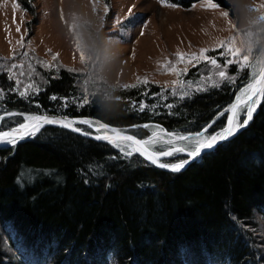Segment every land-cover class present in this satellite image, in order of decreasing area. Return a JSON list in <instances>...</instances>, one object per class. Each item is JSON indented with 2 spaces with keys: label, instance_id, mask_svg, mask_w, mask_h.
<instances>
[{
  "label": "trees",
  "instance_id": "obj_1",
  "mask_svg": "<svg viewBox=\"0 0 264 264\" xmlns=\"http://www.w3.org/2000/svg\"><path fill=\"white\" fill-rule=\"evenodd\" d=\"M17 1L37 24L36 0ZM170 1L187 9L202 0ZM215 1L229 7L228 0ZM237 31L254 43L243 53L250 66L225 64L231 57L222 55V47L209 50L208 57L234 79L217 81L218 70L205 61L187 64L179 80L203 90H190L182 100L171 95L175 86L159 81L170 72L164 67L154 72L159 79L138 74L148 83L135 87L109 85L96 73L91 90L84 80L95 69L92 62L86 68L65 65L58 56L53 60V52L49 58L25 46L11 56L0 53V115L20 114L6 116L0 132L29 114L92 119L140 138L149 136L145 125L179 135L216 134L227 125L223 111L253 81L252 64L264 55V20ZM29 62L40 91L21 97L9 91L14 81L8 68L24 63L26 71ZM185 66L176 64L177 70ZM62 98L75 102L65 106ZM141 103L149 107L140 111ZM89 163L103 165L101 174L88 173ZM23 174L32 178L21 180ZM257 220L264 222V96L246 127L177 172L136 153L126 159L107 142L55 126L14 147L0 145V264H264Z\"/></svg>",
  "mask_w": 264,
  "mask_h": 264
},
{
  "label": "rangeland",
  "instance_id": "obj_2",
  "mask_svg": "<svg viewBox=\"0 0 264 264\" xmlns=\"http://www.w3.org/2000/svg\"><path fill=\"white\" fill-rule=\"evenodd\" d=\"M165 2L174 6H164L161 0H36L38 22L34 24V17L17 0H0V53L11 56L14 50L25 46L49 58L52 52L58 54L65 65L86 68L92 62L93 65H90L95 69L90 75H85L84 80L91 90L95 88L92 81L97 76L112 86L135 84L138 74L143 73L160 78L154 72L166 63L162 59L159 63V56L170 55L174 64V54L199 55L201 49L220 48L219 43L224 41L250 61L249 53L247 56L243 53L252 50L254 43L251 37L241 36L236 31L264 20V0H228L229 7L211 0L217 5L214 9L208 6L207 0L187 9L170 0ZM14 4L18 5L15 10ZM101 49L107 54H101ZM81 51L84 53L83 60ZM263 65L264 55L252 64L251 83L255 82ZM177 80L178 76L171 71L159 79L164 86L175 87ZM261 100L262 97L254 112ZM227 110L223 113H228ZM244 119L242 111L241 123ZM145 126L149 136L142 139L152 138L154 131L159 134V129H162L157 125ZM76 127L92 131L86 125L78 124ZM164 134V138L172 139L181 136L165 130ZM197 134L210 136L205 131ZM174 143L186 147L189 142L174 140ZM176 155L161 162L174 164L188 160L186 156ZM259 223L264 231V222Z\"/></svg>",
  "mask_w": 264,
  "mask_h": 264
},
{
  "label": "snow or ice",
  "instance_id": "obj_3",
  "mask_svg": "<svg viewBox=\"0 0 264 264\" xmlns=\"http://www.w3.org/2000/svg\"><path fill=\"white\" fill-rule=\"evenodd\" d=\"M161 3L167 7H173L174 5L168 4L165 0H161ZM208 6L211 8H216L217 5L212 3L211 0H207ZM18 7V5L14 4V10ZM19 31V29H17ZM220 47L224 49L222 55L226 57H231L225 61V64L238 63L241 68L246 66H250L247 57H241L239 53L227 42H220ZM215 50V49H211ZM50 51V50H49ZM209 49H201L199 51V55L193 54L192 56H185V54L178 53L176 58V63L172 64V67H168V62L162 67H164L165 71H171L173 74L178 77L182 74H186L187 72V64L192 61H205L208 65H211L212 68L217 69L218 71L215 73V78L217 81L225 80V79H234L227 76L226 68L221 69V65L217 63L216 59L209 58L206 53ZM58 54L53 56V60L57 58ZM81 59H84L83 51L80 52ZM24 57H27V53H24ZM236 57H240L236 59ZM185 63V68L183 70H177L176 64ZM43 67H55L54 65H48L47 62L42 63ZM3 70V69H0ZM9 71V79L14 81V87L9 89V91H15L19 96L26 97L30 93H38L40 88L37 86L35 82H33V76L39 75L36 73L34 66L31 62L27 64V70L25 71L24 63H13L8 68ZM71 71V70H70ZM24 78H27L28 83H24ZM209 82L213 81V76L208 77ZM138 83L147 84L148 80H140L138 78ZM23 85V87H22ZM174 85L178 86L174 87L171 95L177 96L179 99H184L185 97L191 94V91H199L203 90V87L197 86L193 89L192 83H188L187 87H185V82L182 80H177L174 82ZM136 85H131L129 87H135ZM5 94V90L0 89V100L3 99ZM147 95V93H145ZM162 96V99H166L165 96ZM264 96V68L261 69L258 74V79L253 83H249L244 89L241 91V95L237 97L236 103H234L228 111L231 113L227 126L224 127L220 132L210 135V136H201L197 134L195 136H174L172 138H164V130L159 129V134L155 131L153 132V137L149 139H138L133 135L122 134L121 132L111 129L105 124L98 123L96 121L87 120V119H74L63 117L60 119L41 116V115H24L23 122L11 128L9 131L0 132V143L12 145L23 139L26 135H35L40 128H42L45 124H57L60 127L68 128L74 132H78L81 135L90 136L96 140H104L107 141L114 148L120 150L121 155L124 158H128L134 153H139L144 159L149 160L151 163L156 164L158 167L164 168L167 167L172 171H179L181 168L185 166V164L190 162L189 160H181L174 164H167L161 162V157H169L176 155L178 153H185L189 158H195L198 156L203 149L212 148L214 145L220 140L227 139L229 136L234 135L235 131H237L240 127H246L248 122L252 119V114L255 110V106L259 103V98ZM253 97H256L253 99ZM50 99L56 100L57 97L55 95L51 96ZM82 102L79 104L80 107L87 102L83 98ZM75 101L69 100L68 98H62V103L66 106L69 103H74ZM168 108H172L173 104L166 105ZM149 107L147 104L141 103L139 106V110L143 111L145 108ZM152 107H155L153 105ZM243 111L245 119L243 123L240 121V114ZM20 115L17 112L7 111L5 115H0V121H4L6 116H17ZM82 124L86 125L88 129H92L91 132L86 129H81L76 127V125ZM210 126V125H209ZM148 127V126H145ZM174 140L178 141H186L189 142L188 146H177L174 143ZM160 145H169L171 147L161 148ZM88 173H94L96 175H100L103 171V165L99 163H89L86 165ZM81 172L84 173V169H81ZM88 173H84L86 176ZM24 175H27L29 179H31L30 174H23L21 176V180H23ZM88 179H85V183H88Z\"/></svg>",
  "mask_w": 264,
  "mask_h": 264
},
{
  "label": "water",
  "instance_id": "obj_4",
  "mask_svg": "<svg viewBox=\"0 0 264 264\" xmlns=\"http://www.w3.org/2000/svg\"><path fill=\"white\" fill-rule=\"evenodd\" d=\"M263 68H264V65H263ZM257 79H258V77H257ZM254 98H255V97H253V99H254ZM234 103H236V102H234ZM234 103H233V104H234ZM233 104H232V105H233ZM232 105H230V106L228 107V109L231 108ZM227 111H228V110H227ZM230 115H231V113L228 111V119H229ZM48 117H52V116H48ZM53 118H54V117H53ZM228 119H227V123H228ZM105 125L108 126V127L111 128V129H115V130L121 132L122 134H129V135H133L135 138L142 139V138L136 136L135 134H133V133H131V132H125V131H122V130L116 128V127H111V126H109V125H107V124H105ZM46 126L60 127V126L57 125V124H45L42 128H40V130H42V129H43L44 127H46ZM226 126H227V125H226ZM60 128H64V127H60ZM64 129L70 130V129H68V128H64ZM40 130H39V131H40ZM8 131H9V130H8ZM39 131H38V132H39ZM70 131H72V130H70ZM38 132H37V133H38ZM73 132H74V131H73ZM75 133L79 134L78 132H75ZM79 135H81V134H79ZM29 136H30V135H26L24 138H27V137H29ZM82 136L87 137V138H91L90 136H85V135H82ZM232 136H234V135L229 136L227 139L220 140V141L217 142V143L214 145V147H212V148H206V149H203V150L201 151V153H200L198 156H196L195 158H189L185 153H178L176 156L184 155V156L188 157V160L190 159V162L187 163V164H185V166H184L183 168H181L180 170L185 169V168H186L191 162H193V161L196 160L197 158L201 157V156H202L203 154H205L206 152H208V151H210V150H213V149L216 148L219 144H221L222 142L228 140V139L231 138ZM24 138H23V139H24ZM91 139H93V138H91ZM94 140H96V139H94ZM97 141L107 142V141H104V140H97ZM107 143H108V142H107ZM137 154H139V153H137ZM139 155H140V154H139ZM142 157H143V156H142ZM143 158H144V157H143ZM170 159H172L171 156H169V157H161V161H166V160H170ZM147 161H148V160H147ZM148 162L151 163L150 161H148ZM151 164H153V163H151ZM153 165L157 166L156 164H153ZM157 167H158V166H157ZM159 168H161V167H159ZM162 169L170 170V169L167 168V167H164V168H162ZM180 170H179V171H180ZM170 171H172V170H170Z\"/></svg>",
  "mask_w": 264,
  "mask_h": 264
},
{
  "label": "clouds",
  "instance_id": "obj_5",
  "mask_svg": "<svg viewBox=\"0 0 264 264\" xmlns=\"http://www.w3.org/2000/svg\"><path fill=\"white\" fill-rule=\"evenodd\" d=\"M100 51H101V54H105V55L107 54V53H104L102 49Z\"/></svg>",
  "mask_w": 264,
  "mask_h": 264
},
{
  "label": "bare ground",
  "instance_id": "obj_6",
  "mask_svg": "<svg viewBox=\"0 0 264 264\" xmlns=\"http://www.w3.org/2000/svg\"><path fill=\"white\" fill-rule=\"evenodd\" d=\"M149 161V160H148Z\"/></svg>",
  "mask_w": 264,
  "mask_h": 264
}]
</instances>
